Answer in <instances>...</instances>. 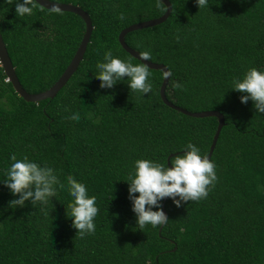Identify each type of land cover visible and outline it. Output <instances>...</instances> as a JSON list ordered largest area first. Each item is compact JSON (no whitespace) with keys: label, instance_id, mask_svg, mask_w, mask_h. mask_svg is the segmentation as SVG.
Here are the masks:
<instances>
[{"label":"trees","instance_id":"1","mask_svg":"<svg viewBox=\"0 0 264 264\" xmlns=\"http://www.w3.org/2000/svg\"><path fill=\"white\" fill-rule=\"evenodd\" d=\"M54 1L81 7L92 29L78 65L53 97L24 100L0 66V264H264V113L251 99L241 103L245 93L232 89L251 68L264 73V0H208L204 8L196 0H169L163 21L124 35L128 46L150 51V61L167 67L164 94L171 103L223 115L209 157L215 186L206 199L180 207L165 198L169 220L159 232L137 226L128 191L135 161L169 167L166 158L171 165L188 143L204 157L216 117H195L164 104L159 69L149 68L152 90L144 95L131 91L127 77L112 88L100 87L96 65L106 62V51L141 64L120 46L117 34L160 15L161 1L159 8L157 0ZM16 2L0 0V34L21 86L38 92L65 68L84 23L75 12L57 14L39 4L31 15L18 17ZM120 13L125 20L118 19ZM173 82L183 88L174 89ZM77 112L79 121L66 118ZM13 153L52 168L64 185H56L48 204L29 200L9 207L18 198L4 184ZM69 175L96 197L95 233L84 238L67 215L74 200Z\"/></svg>","mask_w":264,"mask_h":264},{"label":"clouds","instance_id":"2","mask_svg":"<svg viewBox=\"0 0 264 264\" xmlns=\"http://www.w3.org/2000/svg\"><path fill=\"white\" fill-rule=\"evenodd\" d=\"M14 0H6L12 4ZM199 8L208 7V0H196ZM37 7V0H23L16 2V15L24 17L31 15ZM157 7H161L157 0ZM50 12L61 13L59 4L54 2L49 8ZM118 19L125 20L124 13L118 15ZM179 41V36L176 37ZM141 60H151V52L139 53ZM106 62H98L99 70L96 77L100 81L101 88H112L117 82L128 78L131 91L141 94L150 93L152 84L149 82L151 73L146 63L133 65L113 56L112 51L104 53ZM166 75H170V72ZM174 89H182L183 85L173 82ZM232 89L245 93L240 97L241 103H247L251 99L257 112L264 113V73L256 68H251L241 81L235 79ZM73 121H79V113H73L66 117ZM200 149L193 143L186 145L182 155H175L171 160V167L155 163L151 160L139 159L135 161L134 174L129 177V199L132 201V210L136 214L137 226L144 231L145 227L151 225L153 228L165 225L168 216L163 211L160 202L164 198H171L177 207L182 202L206 199L211 187L218 180L215 165L207 156L201 157ZM10 159L14 161L7 171L4 184L10 189L17 199L9 201V207H23L26 201H31L35 206L38 202L48 204L52 197L57 194L56 185L60 183L52 168L41 167L31 162L27 157L17 159L12 154ZM68 190L74 198L68 205L67 215L72 218V226L77 229L76 235L84 238L95 233L94 218L98 214L96 197L88 196L86 186L69 175L67 177ZM139 193V195H134ZM179 197V199H177ZM147 206V207H146ZM153 206L157 210H153ZM70 210V212L68 211Z\"/></svg>","mask_w":264,"mask_h":264},{"label":"water","instance_id":"3","mask_svg":"<svg viewBox=\"0 0 264 264\" xmlns=\"http://www.w3.org/2000/svg\"><path fill=\"white\" fill-rule=\"evenodd\" d=\"M159 1H161L165 7L164 11L160 15H158L156 17H152V18H148V19H144V20H140V21L128 24L127 26H125L119 30V32L117 34V40H118L120 46L126 52H128L130 55H132L136 59L140 60L141 63H146L149 68L159 69L163 72V77H162V80L160 82L158 92H159L160 99L162 100V102L164 104H166L167 106H169L175 110H178L184 114H187V115H191V116H195V117H203V116H215L216 117L217 123L215 126V130L213 132L211 142H210L209 147H208L207 154L205 155L209 158L210 154L213 150V147L215 145L219 130H220L221 126L223 125L222 113L216 109L188 111V110H186V109H184L178 105L171 103L165 97V94H164V87H165L166 82H167L168 77H169V75H166L167 73H169L167 67L160 62H153L150 60H141L139 52L137 50H135L134 48H131L130 46H128L124 41V35L128 31L155 25V24L163 21L168 16L170 9H171V5H170L169 0H159ZM54 2L59 4V7L61 8V10L71 11V12H75L76 14H78L81 17V19L83 20L84 30L82 32L79 43H78L73 55L71 56L69 62L67 63L65 68L62 70V72L59 74V76L55 79V81L46 89L38 91V92H27L21 86V84L18 81L17 76L14 72V68L11 64L10 58L8 56L7 50L5 48V45L3 43V40H2L1 34H0V66L2 68L4 75L8 78V81L10 82L13 90L21 98H23L26 101H38V100L46 98V97H53L55 95V93L57 92V90L66 82L68 77L75 70L80 59L82 58L86 44L89 40L92 25H91V21H90V18H89V15L87 14V12L85 10H83L81 7H79L75 4H72L70 2H59V1H54V0H37V4H39L40 6H42L44 8H48V9L52 6V4ZM169 155H172V154H169ZM168 157L166 158V163L169 167H171V165L169 164V161H168ZM164 200H165V198L161 201V207H162L163 211L165 212V210L163 208ZM161 226L158 227V229H157L158 232L160 231ZM174 248H175V246L173 247V249Z\"/></svg>","mask_w":264,"mask_h":264},{"label":"built area","instance_id":"4","mask_svg":"<svg viewBox=\"0 0 264 264\" xmlns=\"http://www.w3.org/2000/svg\"><path fill=\"white\" fill-rule=\"evenodd\" d=\"M4 80H5V81H8V78H7V77H5V78H4Z\"/></svg>","mask_w":264,"mask_h":264}]
</instances>
